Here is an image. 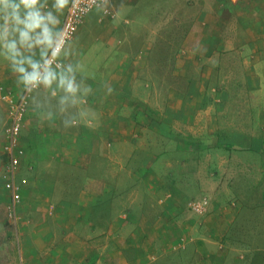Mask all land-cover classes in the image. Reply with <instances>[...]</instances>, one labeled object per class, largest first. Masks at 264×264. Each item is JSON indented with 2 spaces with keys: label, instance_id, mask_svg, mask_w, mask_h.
<instances>
[{
  "label": "crops",
  "instance_id": "obj_1",
  "mask_svg": "<svg viewBox=\"0 0 264 264\" xmlns=\"http://www.w3.org/2000/svg\"><path fill=\"white\" fill-rule=\"evenodd\" d=\"M117 1L100 6L109 10L108 5L129 0ZM166 1L179 9L166 14L173 18L161 17L151 28L158 26L156 42L161 44L153 54L131 40L129 25H136L133 34L143 28L136 22L139 12L136 18L128 17L135 7L131 1L121 11L99 17V23L108 20L110 39L100 38L96 52L106 53L102 57L110 64L99 80L78 69L76 82L86 77L83 84L93 92L80 109L77 126L65 129L59 116L47 119L49 111L57 113L59 103L42 85L30 94L19 134L24 153L16 179L26 183L15 223L5 217L9 192L0 178V264H264V103L243 104L230 97L245 86L264 101V0H187L186 5ZM51 3L48 0L49 9ZM189 8L191 13L197 8L190 22ZM66 10L54 33H59ZM178 13L190 24L179 45L184 50L177 52L171 31L179 25L174 20ZM121 15L129 19L122 21ZM86 51L74 48L69 58L60 59L65 65L83 63ZM33 59L40 62L39 50ZM164 59L173 73L167 85L172 105L161 112L159 106L139 101L143 78L156 77L143 71ZM209 75L217 79V86L209 85ZM15 80L10 65L0 58V174L6 163L9 99H17L23 88ZM152 83L148 94H161L157 82ZM105 85L112 89L110 94ZM221 119L223 129L233 127L231 134L217 136ZM180 126L202 129L193 137L181 136L174 130ZM146 130L169 138L194 162L206 160L212 171L205 175H222L219 182L215 177L201 180L205 189L206 182L213 191L222 189L202 214H196L204 215L215 205L214 223L203 220L193 229L191 220L179 223L178 175L173 169L163 174L155 169L161 154L154 147L145 148ZM228 146L233 151L223 152ZM173 152H166L165 159L173 158ZM251 154L262 156L254 177L247 160ZM242 176L252 188L246 190L249 184ZM162 191L168 197L160 196ZM243 207L250 212H243ZM197 229L204 231L198 237Z\"/></svg>",
  "mask_w": 264,
  "mask_h": 264
},
{
  "label": "rangeland",
  "instance_id": "obj_2",
  "mask_svg": "<svg viewBox=\"0 0 264 264\" xmlns=\"http://www.w3.org/2000/svg\"><path fill=\"white\" fill-rule=\"evenodd\" d=\"M129 1H131L132 5H134L135 7L132 10V12H130L128 17H130V19L136 18V15L139 12L140 14L137 16L136 22H138L139 20L141 23H143V25L141 24L143 28L140 31H135L134 34H133V31L136 28H133V26H136L135 23H132L129 25V27L132 28L131 40L138 41L141 43V45L144 44L148 50L152 51V54H153L154 51L160 50L161 44L159 42H156V40L160 38V32L157 30L158 26H156L152 31H151V28L154 27L155 25H158L157 23H160L162 21L161 17L168 16V18H173L172 14H168V15L166 14L174 12L175 9L178 7L173 5V2L169 3L168 1H166V3H164V0H129ZM129 1H127V3ZM181 1L184 2L186 5L187 0H181ZM121 2L122 0H118L117 4H120ZM127 3L125 2V5H120V6L119 5H114V6L108 5L109 11H111V13L112 12L117 13V11L119 9L121 11L126 6ZM162 5H165L163 9H161ZM196 10L194 11V13L196 12ZM194 13H191L190 8H189V15L187 16V20H189V22L191 20H194V18H196V15H194ZM101 15L102 13L98 12L96 7H94L86 15L84 22L81 25L82 27L80 26L81 31L78 34H76L78 31L77 30L75 33L76 35H74L75 37H73L71 42L69 41L65 45V49L69 51L74 48L77 50H80L82 48L83 51H86L87 48H89V50L86 51L85 53L86 60L83 63H79L81 66L80 69L83 71V73H86V76H92L94 79L96 78L98 80H99L100 74H102V72H105V70H108V67L110 64L109 61L108 63H106L105 57H102V56H105L106 53L103 54V53L96 52L101 45L99 43L100 38H103L106 41L110 39L109 38L110 29L108 30V27H107L108 20L105 21L104 19L103 22L101 23L98 22V19ZM182 16H183L182 13H178L175 15L174 20H178L179 25L173 26V29L171 31L173 35L174 43L178 45L177 52H178V49L179 51L184 50V49L182 50V48H179V45H181L183 41L185 40V38L187 37L188 26L190 24L189 22L184 23ZM87 19H90L91 21L89 23H86ZM120 19L124 21L125 19H129V18H127V15H121ZM169 20H170V23H172V19H169ZM112 23L115 24V21H112ZM124 25L125 27L128 26V24H124ZM168 33L169 32H165V34H168ZM157 34H159V37H157ZM169 34L171 35V33ZM132 43L135 44V42H132ZM134 48L135 46L134 47L131 46L130 50L134 51ZM101 50L102 49L100 48V52ZM102 52H106V51L102 50ZM153 67L154 69H152L151 71H147V69L143 71V73L151 72L156 77H154L152 80L146 79L147 77L143 78V84H142L143 94L140 95L141 98L139 102L140 104H147V105L149 104V105H154L157 107L159 106L160 111L164 112L167 107H170V105H172V102H171L172 95L168 94L167 85L168 83L173 81L172 80L169 82V78L171 77V74L173 75V73L169 71L170 62L167 59L161 60L159 61V63L155 61V65H153ZM207 77H208L209 85L217 86V83H216L217 79L213 80V75H209ZM152 81L157 82V87L162 92L161 94L159 95L148 94V93H152L153 88H154ZM145 84H147V86H145ZM230 97L236 99L239 102H242L243 104H246L248 101H252L251 104L264 103V101H259L258 95L255 96L251 92L247 91L245 86H242L239 90L234 91L233 95H230ZM216 120L218 124L219 117ZM222 123H223V120L221 119L220 126L219 127L218 125L216 126V128H218L217 136H224L222 134L223 132L231 134V130H233V127L226 126L225 129H223L221 127ZM163 129L167 130L169 129V127H165ZM198 129H202V128H198V127L192 128V127H184V126L174 127V130H177L181 136H189V137L190 136L193 137L195 134H200V131H198ZM144 137L146 141V144L144 143L145 148L146 146L147 148L154 147L153 149L155 150V152H158L159 154H161L160 159L155 165V169L161 172L160 174H163L165 171L167 172L173 169L175 173H177L178 175L179 183L177 187H178V190L180 191L179 192L180 195L178 197L182 199V201L180 202L181 210H179V212L181 216L179 219V223L181 221L184 222L186 220H191L193 224L190 225L189 227L192 229L193 227L191 226H194V227L196 226L197 228V226L198 225L200 226V222H202L203 220L204 222L206 220H211V223H214L215 220L212 221V219H214L216 216V214L214 213L216 212L215 205L213 206L210 205L207 213L199 216V215H196L197 213L194 214V212H192L189 209L188 204H189V201L192 199L201 200L205 196L206 198L208 197V200L211 199L210 203H212V201L215 200V197L219 196L218 193L221 192L222 189L213 191L214 189H211V184L207 182H206V185L208 187L207 189H205L202 186V184L204 183L201 180H211V178L215 177L214 179L218 178L216 181L219 182V178H221L220 181L222 180V175L214 173V172H213V175H210L211 178L205 175V172L208 173V169L209 171H212V167L209 165H206V160L200 159L199 161L194 162L192 160L193 158H191L190 154H188L189 152L183 151L182 147L178 149L177 145L175 147V144H172V142H168L169 138H166L164 135L162 137H155L149 130L148 131L146 130V135H144ZM226 138H230V137L227 136ZM220 144L224 145V143L222 142H220ZM165 151L166 152L174 151L170 155V157H173V158L166 160L165 157H168V155L166 154ZM222 151L230 152L233 150L231 146H228L227 150L222 148ZM228 154L231 155L230 153ZM261 158L262 156H258L254 154H251L247 158V160L252 164L251 166H249V168L251 169L250 177H254V173H255L254 170L256 169V166H259V164L261 163ZM186 160H188V162ZM176 163L179 165H177ZM189 164H191L192 167H190ZM184 177L185 179L182 180V178ZM242 180L245 185L249 184V187H246L247 188L246 190L252 188V183L250 182L249 179H247V177L242 176ZM242 180L240 181L241 183H242ZM236 182L238 181L236 180ZM165 192L166 191H162L159 195L163 197L164 196L168 197V195H166ZM249 209L251 208L243 207L242 210L245 213H249L250 212ZM151 213H153V211ZM190 228L188 229V232H191ZM204 229L205 228H203V230ZM203 232L204 231H200L199 229H197L194 233V236H197V235L200 236Z\"/></svg>",
  "mask_w": 264,
  "mask_h": 264
},
{
  "label": "clouds",
  "instance_id": "obj_3",
  "mask_svg": "<svg viewBox=\"0 0 264 264\" xmlns=\"http://www.w3.org/2000/svg\"><path fill=\"white\" fill-rule=\"evenodd\" d=\"M93 3L98 12L108 14L96 0ZM70 4L73 8L79 7L77 0H52L50 9L48 0H0V58L16 74V85H23V88L19 87L21 92L30 93L42 85L51 98H58L57 113L54 115L49 111L47 119L50 121L59 116L65 129L80 123V109L93 92L90 85L83 84L86 77L81 76V82H76L80 64L70 62L65 65L60 59L61 56L69 58L71 52L65 49L62 32L54 33L53 29L65 9L72 10ZM35 50H39L42 62L34 61ZM105 88L107 93L112 92L107 85ZM68 109L74 111L68 113Z\"/></svg>",
  "mask_w": 264,
  "mask_h": 264
},
{
  "label": "built area",
  "instance_id": "obj_4",
  "mask_svg": "<svg viewBox=\"0 0 264 264\" xmlns=\"http://www.w3.org/2000/svg\"><path fill=\"white\" fill-rule=\"evenodd\" d=\"M106 1L107 0H96V4L102 5ZM77 3L79 6L78 8H73L71 4L69 5V8L72 10H66L61 29L59 31V33L62 32L64 46L73 39L76 31L83 24L86 15L95 7L93 0H77ZM107 11L109 15H113L110 14L109 10ZM48 55L50 56L51 52H49ZM53 67H55V65H53ZM2 89L3 86L0 81V91ZM30 93L25 94L22 92L17 99H9V124L4 130L7 139L3 146L6 163L0 174V178L3 182L4 188L9 192V201L5 206V217L8 221L14 223L18 218L17 207L21 201V188L26 183L25 179L17 181L16 175L19 169L20 156L24 153L19 147V134ZM208 204V197H203L201 200H191L188 207L192 212L202 214L206 210Z\"/></svg>",
  "mask_w": 264,
  "mask_h": 264
},
{
  "label": "trees",
  "instance_id": "obj_5",
  "mask_svg": "<svg viewBox=\"0 0 264 264\" xmlns=\"http://www.w3.org/2000/svg\"><path fill=\"white\" fill-rule=\"evenodd\" d=\"M184 142H186V141L184 140Z\"/></svg>",
  "mask_w": 264,
  "mask_h": 264
}]
</instances>
